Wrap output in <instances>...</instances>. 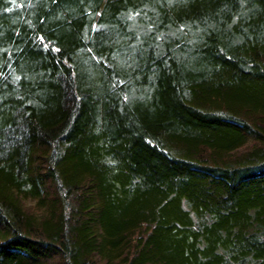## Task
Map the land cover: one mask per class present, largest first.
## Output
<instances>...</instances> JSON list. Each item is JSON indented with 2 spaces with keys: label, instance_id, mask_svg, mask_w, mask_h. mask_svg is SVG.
Wrapping results in <instances>:
<instances>
[{
  "label": "trees",
  "instance_id": "16d2710c",
  "mask_svg": "<svg viewBox=\"0 0 264 264\" xmlns=\"http://www.w3.org/2000/svg\"><path fill=\"white\" fill-rule=\"evenodd\" d=\"M0 73V264H264V0H0Z\"/></svg>",
  "mask_w": 264,
  "mask_h": 264
},
{
  "label": "snow or ice",
  "instance_id": "6c2138e0",
  "mask_svg": "<svg viewBox=\"0 0 264 264\" xmlns=\"http://www.w3.org/2000/svg\"><path fill=\"white\" fill-rule=\"evenodd\" d=\"M140 14H141L140 12L132 13V14H130V15L128 16V19H134L135 16H139ZM43 39H44V37L41 36V37H40V40L43 41ZM43 47H44V48H47V45L45 44V45H43ZM130 47H132L133 50H135L134 46H130ZM55 50H56V51H59L58 48H56ZM2 75H3V73H0V76H2ZM15 79H16L17 81H19V80H20V77H19V76H16ZM120 83H124V81L121 80ZM125 99H127V96H125Z\"/></svg>",
  "mask_w": 264,
  "mask_h": 264
}]
</instances>
